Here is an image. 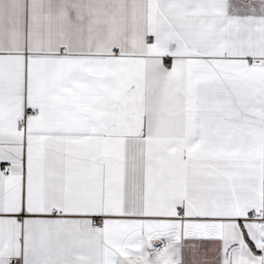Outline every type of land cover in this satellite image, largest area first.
<instances>
[{
	"label": "snow or ice",
	"instance_id": "6c2138e0",
	"mask_svg": "<svg viewBox=\"0 0 264 264\" xmlns=\"http://www.w3.org/2000/svg\"><path fill=\"white\" fill-rule=\"evenodd\" d=\"M0 264H264V0H0Z\"/></svg>",
	"mask_w": 264,
	"mask_h": 264
}]
</instances>
